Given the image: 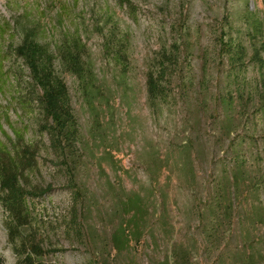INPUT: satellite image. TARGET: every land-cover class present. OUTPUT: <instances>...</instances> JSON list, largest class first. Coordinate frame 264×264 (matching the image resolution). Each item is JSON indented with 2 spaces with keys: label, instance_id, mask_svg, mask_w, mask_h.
I'll use <instances>...</instances> for the list:
<instances>
[{
  "label": "rangeland",
  "instance_id": "1",
  "mask_svg": "<svg viewBox=\"0 0 264 264\" xmlns=\"http://www.w3.org/2000/svg\"><path fill=\"white\" fill-rule=\"evenodd\" d=\"M247 11L258 22L254 39ZM110 33L121 40L125 73L106 44ZM219 33L245 48L242 75L252 83L257 71L247 59L253 43H264L256 0H0V142L14 152L13 161L0 154L1 264H93L94 256L106 264H214L207 204L213 159L221 156L213 146L221 113H213V96L224 90L228 70L217 52ZM62 36L73 39L70 46L61 45ZM172 41L179 56L167 72V97L151 108L145 72ZM80 60L106 97L95 104L93 131L92 113L66 66ZM56 82L78 127L72 174L86 194L82 236L72 223L61 162L65 138L48 115L65 104L48 97ZM252 125L260 130L264 118L254 114ZM185 161L194 168L184 169ZM130 192L144 198L148 212L139 243L112 257L107 238L127 218L114 197ZM233 247L224 248L235 253Z\"/></svg>",
  "mask_w": 264,
  "mask_h": 264
},
{
  "label": "trees",
  "instance_id": "2",
  "mask_svg": "<svg viewBox=\"0 0 264 264\" xmlns=\"http://www.w3.org/2000/svg\"><path fill=\"white\" fill-rule=\"evenodd\" d=\"M256 1L259 2L264 15V0ZM59 11V14L63 13L65 8ZM247 14L250 16L247 34L254 39L258 22L253 19V13L247 11ZM72 41L73 39L62 36L60 43L67 47ZM216 43L218 55L225 56L228 70L223 75L226 81L224 90L213 96L215 104L213 113L216 115L219 111L221 113L220 120L214 125L216 137L213 146L221 156L216 155L212 163L214 173L210 202L207 204L209 223L206 237L211 241L210 246L218 252L214 264L217 262L222 264V260H226L227 255L232 256L230 264H264V127L257 130L256 126L252 125L254 114L264 118V43L260 45L253 43L247 59L257 71L252 83L242 75L246 65L244 60L247 57L245 48L232 39L224 38L223 33L217 35ZM106 44L114 60L125 73L127 63L121 40H115L114 35L110 33L106 38ZM80 46L82 47L81 44ZM156 55L153 59L154 63L145 72L146 98L151 108H155L167 97V72L177 63L179 46L172 41L161 46ZM70 63L66 64L67 70L74 73L78 80L83 101L92 113L93 131V127L98 123L95 104L100 106L106 101V97H103L101 88L95 85L85 62L80 60ZM56 83L52 88L53 93L51 92L48 97L50 100H62L65 104L59 105L48 115L53 117L52 124L56 126V131H62L65 138V151L68 155L63 156L61 162L67 175V186L71 195L72 223L75 222L77 232L82 236L80 213L82 214L86 194L76 185L72 174L74 159L80 151L78 146L80 143L77 139L78 127L68 104L69 99L66 93L61 92L63 90L61 83ZM199 86L200 90L204 88L203 81ZM238 129L241 131L239 134ZM17 141H20V144L24 143L18 134ZM186 146H182L183 154H187ZM11 153L14 152L9 151L7 146L0 142V154L13 161ZM110 153L105 152L102 160L109 159ZM186 163L185 161L184 169L194 168L193 162L189 165ZM107 184L109 187L115 186V182L108 181ZM117 187V190H121L119 185ZM114 198L118 214L127 218L121 219L107 238L108 253L112 257L139 243V228L144 214L148 212L144 198L139 194L130 192ZM225 237H228L227 246L223 245ZM231 242L234 243L235 253L224 248L233 244ZM91 263L106 264V260L94 256Z\"/></svg>",
  "mask_w": 264,
  "mask_h": 264
}]
</instances>
